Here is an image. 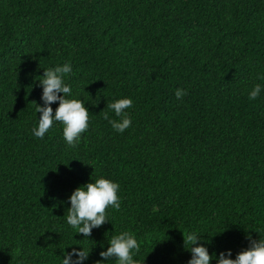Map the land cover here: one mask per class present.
<instances>
[{
	"label": "trees",
	"instance_id": "trees-1",
	"mask_svg": "<svg viewBox=\"0 0 264 264\" xmlns=\"http://www.w3.org/2000/svg\"><path fill=\"white\" fill-rule=\"evenodd\" d=\"M65 62L89 109L76 148L58 122L32 134L39 79ZM256 84L264 0H0V264H61L73 247L96 264L122 231L135 234L140 264H187L190 232L235 258L249 234L264 236ZM125 97L132 126L118 133L104 112L118 119L107 103ZM100 177L120 185L121 206L87 239L66 224L68 199Z\"/></svg>",
	"mask_w": 264,
	"mask_h": 264
},
{
	"label": "clouds",
	"instance_id": "clouds-1",
	"mask_svg": "<svg viewBox=\"0 0 264 264\" xmlns=\"http://www.w3.org/2000/svg\"><path fill=\"white\" fill-rule=\"evenodd\" d=\"M72 72L71 62L44 69L42 79H39L43 104H36V112L40 116L38 125L32 129V134L43 139L54 123L58 122L63 125L65 143L70 148H76L80 143L81 134L89 128V109L82 99L75 98L73 86L67 82L66 78L70 77ZM262 93L264 86L256 84L248 96L250 100H256ZM185 95L187 93L183 89L175 91L177 99H182ZM57 102L59 106L54 111L52 105ZM132 106L133 101L130 97L107 103V109L114 112L118 119H111L107 112H104V119L116 132L124 133L132 126L131 116L126 111ZM119 188L117 182L104 177L76 188L68 199L70 207L67 210L66 224L75 229L77 234L89 239L93 229L110 221L106 209L120 208ZM246 238L249 241L248 247L233 258L231 249L222 251L219 255L216 253L210 255L206 244L199 243L203 239L196 232H190L185 236V246L191 254L187 264H211L212 261L216 264H264V236L259 233V239H254L249 234ZM101 247L103 248V245ZM91 251L92 249L84 247H73L71 252H66L63 256L61 264H85ZM139 253L140 244L135 234L122 231L108 240V247L100 251L101 259L96 264H109L113 260L116 264H140L139 260L134 259Z\"/></svg>",
	"mask_w": 264,
	"mask_h": 264
}]
</instances>
